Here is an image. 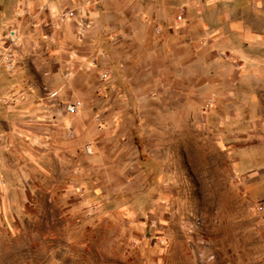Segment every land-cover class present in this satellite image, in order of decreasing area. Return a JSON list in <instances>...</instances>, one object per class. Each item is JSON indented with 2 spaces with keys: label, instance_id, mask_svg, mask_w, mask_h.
<instances>
[{
  "label": "rangeland",
  "instance_id": "obj_1",
  "mask_svg": "<svg viewBox=\"0 0 264 264\" xmlns=\"http://www.w3.org/2000/svg\"><path fill=\"white\" fill-rule=\"evenodd\" d=\"M43 2L0 0V264H264V9L244 15L251 39L210 32L216 86L141 96L109 67L98 89H68L98 63L59 58L58 34L84 44L94 19Z\"/></svg>",
  "mask_w": 264,
  "mask_h": 264
},
{
  "label": "crops",
  "instance_id": "obj_2",
  "mask_svg": "<svg viewBox=\"0 0 264 264\" xmlns=\"http://www.w3.org/2000/svg\"><path fill=\"white\" fill-rule=\"evenodd\" d=\"M41 1L56 11L83 9L94 19L91 40L84 44L75 41L70 27L58 34L66 39L56 51L59 58L76 54L88 63L95 57L98 63L89 71H79L78 79L68 82V89H98L99 75L109 67L115 72L114 89H132L141 96L145 93L142 89L216 86L217 71L213 73L207 62H213L212 47L219 42L210 32L224 25L235 34L243 30L242 38L251 39L255 26L244 15L264 9V0H35V4ZM85 2H90V7ZM181 8L186 11L183 21H178ZM221 15L224 20L218 21ZM142 107L140 103L138 109ZM69 122L63 118L57 127L67 128ZM129 134L132 140L133 133ZM103 139L116 141L118 135ZM259 185L264 186V181Z\"/></svg>",
  "mask_w": 264,
  "mask_h": 264
},
{
  "label": "built area",
  "instance_id": "obj_3",
  "mask_svg": "<svg viewBox=\"0 0 264 264\" xmlns=\"http://www.w3.org/2000/svg\"><path fill=\"white\" fill-rule=\"evenodd\" d=\"M64 15L67 17H75L76 13L75 10H66ZM63 15V16H64ZM179 21L183 20V15H179L177 17ZM20 30L16 27L10 28L5 36L3 37V43L4 44V50L2 53V63L5 64V66L12 70L16 65L19 63L17 60V55L20 49ZM103 76V81L108 79V76L102 75ZM68 109L71 113H75L76 111V105H70L68 106ZM258 211L263 214L264 216V203H260L258 206Z\"/></svg>",
  "mask_w": 264,
  "mask_h": 264
}]
</instances>
